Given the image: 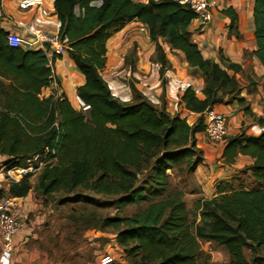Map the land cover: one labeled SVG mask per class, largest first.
Returning <instances> with one entry per match:
<instances>
[{
	"label": "trees",
	"instance_id": "1",
	"mask_svg": "<svg viewBox=\"0 0 264 264\" xmlns=\"http://www.w3.org/2000/svg\"><path fill=\"white\" fill-rule=\"evenodd\" d=\"M54 5L63 24L61 37L70 45L66 56L84 78L77 95L90 109L80 110L68 97L41 99L54 80L48 56L43 49L10 47L0 23V155L5 157L0 165H22L55 149L57 163L39 176L36 189L45 200L60 191L82 189L115 198L89 200L100 207L121 210L146 204L131 216L98 221L101 230L115 231L117 245L131 264H212L201 242L228 251L230 261L220 264H264V131L257 136L242 131L220 142L225 164H234L239 156L250 157L253 164L220 181L213 198L196 201L199 222L191 218L185 193L173 188L170 177L194 175L204 165L198 136H205L208 109L237 103L264 126L243 95L253 91L237 77L241 66L222 54L219 61L205 57L196 43L202 32L195 26L196 14L174 0H55ZM224 12L234 29L237 14L231 8ZM252 19L253 55L264 68V0H255ZM133 21L148 30L161 78L171 68L168 45L172 53L184 56L193 76L204 79L199 94L185 87L181 95L184 112L199 115L193 125L181 113L172 114L165 101L153 103L135 85L133 98L122 101L103 78L109 40ZM55 77L61 86L56 72ZM32 190L26 178L12 185L9 194L27 199ZM25 206L29 216L28 200ZM26 236L27 231L19 235V250Z\"/></svg>",
	"mask_w": 264,
	"mask_h": 264
},
{
	"label": "crops",
	"instance_id": "2",
	"mask_svg": "<svg viewBox=\"0 0 264 264\" xmlns=\"http://www.w3.org/2000/svg\"><path fill=\"white\" fill-rule=\"evenodd\" d=\"M133 1L148 3L150 0ZM217 1L218 8L215 10L213 22L209 27L202 29V32L196 36V43H198L205 57L219 61L222 54L224 58L230 60L232 63L240 65L243 72L242 74H238L237 77L241 82L246 81L245 79H253L255 81L256 87L250 89L253 92L248 96L247 91H245L243 95L246 97L255 116L264 119V68L253 55V51L256 49V41L253 19L249 17V15L252 16L255 0ZM0 4L5 14L11 18L12 24L22 21L19 15L20 9L18 8L17 0H0ZM230 8L238 16L234 29L231 26V18L224 12ZM245 17H248L247 30L245 29ZM1 26L5 31H8L11 27H15L14 25L9 27L3 24ZM130 47H137L136 71L129 70V76L132 75L131 77L134 78V84L138 89L143 87V92L152 93L153 97L159 100L160 105L165 101L172 114L181 113V115L187 117V120L193 119L191 123L193 125L199 115L184 112L183 105L181 106L180 104L181 95L184 93L185 87H194L195 91L199 94L204 88V79L193 76L184 56L172 53L168 45H164V47L167 57L171 62V68L161 78V68L157 70L152 65L159 64L158 62H153L155 45L151 41L148 30L139 21L129 23L123 30L111 37L108 43L107 67L103 72L110 68H117L121 64L123 65L122 62L125 60L126 51ZM72 66V61L68 56L59 60L56 63V74L61 81V86L52 87L47 90L52 91L57 99L61 96L63 99L68 97L75 104L78 97L77 88L84 83V78ZM244 75H246V78H244ZM163 80L165 81L164 85ZM249 80H247L248 84ZM107 81L114 96L124 101L132 98L125 85L117 79L108 78ZM215 109L229 116V136L239 134L242 131H246L249 135L257 136L264 131V126L255 117L247 114L243 110L242 105L237 103L233 105H218ZM198 140L199 148L204 151L205 163L195 173L197 182L190 195L197 199H210L215 196V189L220 181L231 179L239 170L251 166L253 160L250 157L239 156L234 164H225L222 158L225 145L211 144L203 134L198 136ZM29 198L30 194L26 202ZM25 232L26 229L19 235H24ZM19 235L16 239L17 244H20L21 238H19ZM0 264H16V260L10 262L5 258L1 249V239Z\"/></svg>",
	"mask_w": 264,
	"mask_h": 264
},
{
	"label": "rangeland",
	"instance_id": "3",
	"mask_svg": "<svg viewBox=\"0 0 264 264\" xmlns=\"http://www.w3.org/2000/svg\"><path fill=\"white\" fill-rule=\"evenodd\" d=\"M19 15L23 22L28 23L34 19L37 12L35 9H20ZM136 48L130 47L126 51L123 65L102 72L106 81L108 78H115L126 85L132 98L131 86L135 85V80L131 77L132 75L129 76V70H132L133 65L137 62ZM244 76L246 78V75ZM245 80L241 82L242 85H248L247 87L250 88L256 87L257 84L253 79ZM247 80H249V84ZM252 82L255 84H250ZM42 95L44 98H48L54 93L46 89ZM43 97L41 96V98ZM192 122L193 119L188 120L190 125ZM207 141L211 144H220ZM4 159L5 157L0 155V163ZM170 177L173 188L185 193L184 200L191 213V218L197 219L199 222V213L195 210V203L198 199L190 195L197 182L196 174L173 175L171 173ZM38 183L39 176L31 179L33 190L28 199L31 212H29L25 226L27 236L22 242V249L17 256L16 264H103L101 261L105 256H110L114 260L113 264H127L128 261V264H131L123 250L117 245L115 231L110 228L101 230L98 221L100 218L116 215L131 216L146 204L140 208L129 206L121 210H118L115 205L100 207L90 201L109 202L115 198L99 196L94 192L82 189L70 192L60 191L45 200L36 190ZM75 198L79 199L74 200ZM201 246L203 251L211 256L212 264L230 261L229 253L224 247L206 242H201ZM245 255L247 259L251 258V253L248 250H245ZM262 255L264 256V252Z\"/></svg>",
	"mask_w": 264,
	"mask_h": 264
},
{
	"label": "built area",
	"instance_id": "4",
	"mask_svg": "<svg viewBox=\"0 0 264 264\" xmlns=\"http://www.w3.org/2000/svg\"><path fill=\"white\" fill-rule=\"evenodd\" d=\"M183 6H188L196 14L195 26L201 29L211 25L215 10L218 8L217 0H174ZM55 0H18L21 10L35 9L37 15L31 22L18 21L12 24V20L0 4V23L14 28L8 31L7 41L10 47H24L28 49H43L48 56L49 65L53 69L54 80L52 87H59L55 72L56 59L67 55L70 48L67 38L61 37L62 21L56 16ZM61 59V60H62ZM157 70L159 64H152ZM105 79V78H104ZM108 83V82H107ZM127 88V86L125 85ZM47 88V89H49ZM140 91L146 98L159 105L158 99L152 93ZM185 89V88H184ZM128 90V88H127ZM43 97V95H40ZM117 97V96H115ZM44 98V97H43ZM41 98V99H43ZM60 98V97H58ZM119 98V97H117ZM121 99V98H119ZM122 100V99H121ZM131 98L128 100L130 101ZM124 101V100H122ZM78 108L87 111L90 106L77 97ZM205 136L212 143H220L229 136V116L215 109H208L205 114ZM187 118V117H186ZM58 127V119L55 122ZM57 163L56 150L46 149L28 158L22 165H0V239L1 249L8 261H15L21 249L16 244L17 236L23 231L27 223L26 199L13 197L9 194L12 185L21 183L24 179L40 176L46 169H52ZM110 256L102 258L103 264L113 263Z\"/></svg>",
	"mask_w": 264,
	"mask_h": 264
},
{
	"label": "flooded vegetation",
	"instance_id": "5",
	"mask_svg": "<svg viewBox=\"0 0 264 264\" xmlns=\"http://www.w3.org/2000/svg\"><path fill=\"white\" fill-rule=\"evenodd\" d=\"M245 20H246V22H245V29L247 30V25H248L247 20H248V17H245Z\"/></svg>",
	"mask_w": 264,
	"mask_h": 264
},
{
	"label": "bare ground",
	"instance_id": "6",
	"mask_svg": "<svg viewBox=\"0 0 264 264\" xmlns=\"http://www.w3.org/2000/svg\"><path fill=\"white\" fill-rule=\"evenodd\" d=\"M249 17H250V18H252V16H251V15H249ZM72 67H73V66H72ZM71 92H72V91H71ZM72 93H73V92H72ZM75 95H76V94H75ZM75 100H76V99H75Z\"/></svg>",
	"mask_w": 264,
	"mask_h": 264
}]
</instances>
